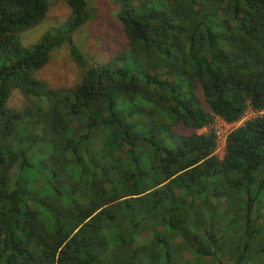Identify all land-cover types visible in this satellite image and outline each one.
Here are the masks:
<instances>
[{"label":"trees","instance_id":"1","mask_svg":"<svg viewBox=\"0 0 264 264\" xmlns=\"http://www.w3.org/2000/svg\"><path fill=\"white\" fill-rule=\"evenodd\" d=\"M108 1L124 50L88 67L87 0L31 47L47 0H0V264H264V117L221 159L211 127L264 110V0ZM64 45L82 76L52 91Z\"/></svg>","mask_w":264,"mask_h":264},{"label":"rangeland","instance_id":"2","mask_svg":"<svg viewBox=\"0 0 264 264\" xmlns=\"http://www.w3.org/2000/svg\"><path fill=\"white\" fill-rule=\"evenodd\" d=\"M91 11V20L73 35V42L85 56L87 66L92 61L105 62L116 52L124 50L125 37L121 25L113 16V5L108 0H87ZM48 12L44 20L37 26L20 34V43L24 47H31L40 39L42 34L50 29L62 26L69 18L70 11L66 0H47ZM35 78L52 91L71 90L79 83L82 69L69 54L68 46L64 45L51 53L49 62L34 74ZM11 108L16 110L26 106L25 98L19 91H13L8 101ZM251 110L244 116V121L255 117ZM264 115V113H261ZM244 121L225 127L217 119L212 129L220 133L217 140L215 155L222 158L224 154L225 136L230 129L241 125ZM207 129L198 130L205 133Z\"/></svg>","mask_w":264,"mask_h":264},{"label":"built area","instance_id":"3","mask_svg":"<svg viewBox=\"0 0 264 264\" xmlns=\"http://www.w3.org/2000/svg\"><path fill=\"white\" fill-rule=\"evenodd\" d=\"M248 110H251V109H248ZM247 110V111H248ZM246 111V112H247ZM252 112H254L255 114H258V115H256L255 117H264V115H261V113H264V110L263 111H259V112H255V111H253V110H251ZM246 112H245V114H246ZM245 114L243 115V117L240 119V120H238V121H236V122H233V123H228V122H226L225 120H223L222 118H220V117H218V116H215L214 117V121L215 120H217V119H219L220 120V122H221V124L223 125V126H225V127H230L232 124H235V123H238V122H242V121H244V116H245ZM255 117H253V118H255ZM253 118H251V119H253ZM250 120V119H249ZM213 121V122H214ZM246 121H248V120H246ZM246 121H244L241 125H239V126H236V127H234L233 129H230L229 131H228V133L226 134V136L232 131V130H234V129H236V128H239V127H241ZM214 132H215V135H216V147H217V140L220 138V133H218V132H216L215 130H214ZM226 136H225V138H226ZM224 150H225V146H224ZM224 155V154H223ZM221 159V158H220Z\"/></svg>","mask_w":264,"mask_h":264}]
</instances>
